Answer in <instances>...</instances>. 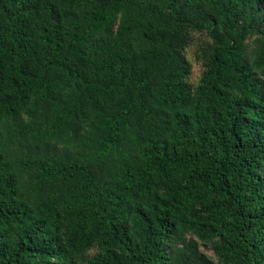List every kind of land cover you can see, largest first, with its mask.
<instances>
[{
	"label": "trees",
	"instance_id": "16d2710c",
	"mask_svg": "<svg viewBox=\"0 0 264 264\" xmlns=\"http://www.w3.org/2000/svg\"><path fill=\"white\" fill-rule=\"evenodd\" d=\"M0 264H264V0H0Z\"/></svg>",
	"mask_w": 264,
	"mask_h": 264
},
{
	"label": "rangeland",
	"instance_id": "374dc122",
	"mask_svg": "<svg viewBox=\"0 0 264 264\" xmlns=\"http://www.w3.org/2000/svg\"><path fill=\"white\" fill-rule=\"evenodd\" d=\"M206 39V35L200 32L193 33V39L191 44L186 48V53L189 59L191 60L193 66L190 74V80L194 84L197 83L200 79L203 66L202 63L197 59V51L199 49L200 44L203 40ZM202 250H204L209 255H214L212 249L205 245H201Z\"/></svg>",
	"mask_w": 264,
	"mask_h": 264
}]
</instances>
